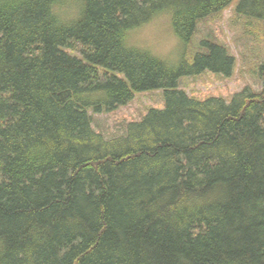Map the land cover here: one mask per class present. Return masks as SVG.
<instances>
[{"label":"trees","instance_id":"16d2710c","mask_svg":"<svg viewBox=\"0 0 264 264\" xmlns=\"http://www.w3.org/2000/svg\"><path fill=\"white\" fill-rule=\"evenodd\" d=\"M233 2L0 0V264H264V64L262 91L230 102L179 89L232 75L222 44L186 49ZM236 14L264 21V0ZM158 17L177 65L131 44ZM155 91L163 108L95 130L93 114Z\"/></svg>","mask_w":264,"mask_h":264},{"label":"rangeland","instance_id":"374dc122","mask_svg":"<svg viewBox=\"0 0 264 264\" xmlns=\"http://www.w3.org/2000/svg\"><path fill=\"white\" fill-rule=\"evenodd\" d=\"M240 2L234 0L224 12L201 22L193 45L186 49L187 58L190 59L199 51L203 41L212 40L222 44L236 60L232 75L226 77L207 71L196 77L181 78L179 89L190 97H218L230 102L234 94L245 88L262 91L259 71L264 64V21L238 16L236 9ZM62 11L64 20H70L76 6H66V10ZM131 44L138 49H149L173 66L179 63L183 51L168 17H158L135 32ZM74 53L80 55L78 51ZM164 102L163 91L137 94L132 103L113 113L93 114V126L105 137H115L125 132L128 123L141 120L150 109L163 108Z\"/></svg>","mask_w":264,"mask_h":264}]
</instances>
